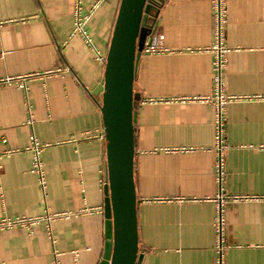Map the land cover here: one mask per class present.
Wrapping results in <instances>:
<instances>
[{"label": "crops", "instance_id": "1", "mask_svg": "<svg viewBox=\"0 0 264 264\" xmlns=\"http://www.w3.org/2000/svg\"><path fill=\"white\" fill-rule=\"evenodd\" d=\"M94 1L82 0L84 10ZM161 1L151 45L166 51H143L134 84L139 264H214V108L168 101L213 91L211 0ZM120 3L101 1L88 20L92 46L71 36L75 0H0V77L68 69L36 77L28 93L0 86V152L29 146V109L36 135L51 144L42 153L46 197L30 152L0 159V218L95 209L54 222L55 243L44 222L33 235L21 226L0 230V264H56L55 249L61 264L103 259L107 148L98 87L106 63L97 51L107 56ZM228 19L227 91L264 96V0H228ZM225 138L224 192L259 197L225 205L226 264H264V97L229 103ZM184 147L194 150H166Z\"/></svg>", "mask_w": 264, "mask_h": 264}, {"label": "water", "instance_id": "2", "mask_svg": "<svg viewBox=\"0 0 264 264\" xmlns=\"http://www.w3.org/2000/svg\"><path fill=\"white\" fill-rule=\"evenodd\" d=\"M161 0H121L105 64L101 110L105 124L106 241L100 264H139L135 179V78L147 45L153 42ZM149 38V42L148 41Z\"/></svg>", "mask_w": 264, "mask_h": 264}, {"label": "built area", "instance_id": "3", "mask_svg": "<svg viewBox=\"0 0 264 264\" xmlns=\"http://www.w3.org/2000/svg\"><path fill=\"white\" fill-rule=\"evenodd\" d=\"M103 0L94 1L90 8L85 11L82 0H75L74 7V27L71 33V36L79 35L84 40L94 46L93 39L89 32L87 31L86 25L88 20L98 8L100 2ZM211 7L213 11V29H214V42L208 50L213 53V91L210 95L203 96H184L171 98L168 101H177V102H200L211 104L215 112V146L214 150L216 151V162H215V174L216 179L220 185V190L217 195L213 198L216 203V214L214 219L215 227V259L214 264H226V253L230 248V245L226 239V219H225V205L229 202H241L255 200L259 197L253 195H238V194H228L224 192L222 188V182L225 177V153L229 148V145L226 141V126H227V107L229 103L237 100H250L262 98L264 96L260 95H236L230 94L227 91V86L225 82V70L227 66V54L230 48L227 45V26H228V0H211ZM193 51L194 49H189ZM198 50H202L201 48ZM147 53H161L166 50L162 47L155 46H146L143 50ZM98 59L106 63L107 56L100 51H97ZM68 71L67 68H58L55 70H49L44 73H28V74H19V75H6L0 77V86L1 85H16L17 87L23 89L28 93L29 82L35 79L36 77H49L52 75H60ZM162 100V99H161ZM146 101L151 103H156L160 101L159 99L149 98ZM27 125L31 129L30 135V144L25 149H15L7 148L0 152V159L4 156H10L15 153L22 151H28L31 153V172L36 174L38 179V185L46 197L48 180L47 174L44 167V162L42 160V153L44 149L51 144L48 142L41 141L34 131L35 120L32 115V111L29 109L28 117L26 120ZM3 143L7 142L6 138L1 139ZM166 150H194L193 147L190 148H176V149H166ZM95 211L92 207H84L76 211L66 210V211H51L49 208H46L45 211L36 216H5L0 218V230L13 229L17 226L24 227L30 235L35 233V227L44 222L46 224L48 233L53 243L55 239L52 234V224L58 220H68L72 217H76L82 214H89ZM55 262L56 264H61L59 261V256L63 253L54 250Z\"/></svg>", "mask_w": 264, "mask_h": 264}]
</instances>
